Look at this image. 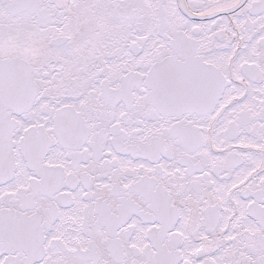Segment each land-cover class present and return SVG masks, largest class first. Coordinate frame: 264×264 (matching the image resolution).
Wrapping results in <instances>:
<instances>
[{"label": "snow or ice", "instance_id": "snow-or-ice-1", "mask_svg": "<svg viewBox=\"0 0 264 264\" xmlns=\"http://www.w3.org/2000/svg\"><path fill=\"white\" fill-rule=\"evenodd\" d=\"M0 264H264V0H0Z\"/></svg>", "mask_w": 264, "mask_h": 264}]
</instances>
